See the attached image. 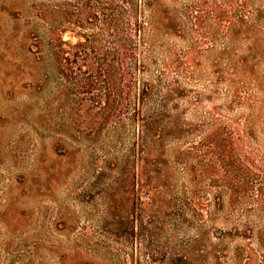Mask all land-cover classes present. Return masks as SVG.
Returning a JSON list of instances; mask_svg holds the SVG:
<instances>
[{
	"label": "rangeland",
	"instance_id": "374dc122",
	"mask_svg": "<svg viewBox=\"0 0 264 264\" xmlns=\"http://www.w3.org/2000/svg\"><path fill=\"white\" fill-rule=\"evenodd\" d=\"M0 264H264V0H0Z\"/></svg>",
	"mask_w": 264,
	"mask_h": 264
},
{
	"label": "trees",
	"instance_id": "16d2710c",
	"mask_svg": "<svg viewBox=\"0 0 264 264\" xmlns=\"http://www.w3.org/2000/svg\"><path fill=\"white\" fill-rule=\"evenodd\" d=\"M68 45V49L61 50L60 45L55 47L50 53L52 58L54 59L56 65L59 68V74L61 76H65L64 70L72 69L77 70V76L74 74L75 80L77 77L81 80L77 82L76 87H78L79 83H85L86 80L93 77L92 73H97L98 77L95 79L97 81L101 80L103 77L104 83H108L106 79L109 81L112 80L113 76L118 79V86L120 87L115 92L120 93L122 90V84L124 78L128 75L129 82L134 85L135 84V70L136 65L139 63V54L136 51V48H116L108 51L104 50H96V49H84L82 43L75 44H66ZM110 66H107V65ZM110 68V70H105L106 68ZM66 68V69H65ZM105 70V71H104ZM84 71V72H83ZM108 73V74H107ZM88 74V75H87ZM84 75H87V78H84ZM130 84V85H131ZM150 88L144 87L141 91V97L139 102H143L144 99L149 95ZM129 91L126 93L128 96ZM130 96L128 97L127 102L120 103L118 112L114 115V124L120 120V116L123 111H126L131 105ZM139 109H133V114H136V117H139ZM135 120L133 119V122ZM141 130V140L142 138L145 140V143H142V147L151 149L154 147L153 144L159 143L162 144L164 138L167 136V131L160 129H155L154 123L142 122L140 125ZM165 180L162 183V186H165Z\"/></svg>",
	"mask_w": 264,
	"mask_h": 264
}]
</instances>
